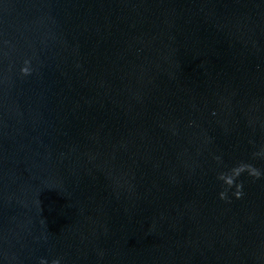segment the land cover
Here are the masks:
<instances>
[{
	"label": "water",
	"instance_id": "95a60500",
	"mask_svg": "<svg viewBox=\"0 0 264 264\" xmlns=\"http://www.w3.org/2000/svg\"><path fill=\"white\" fill-rule=\"evenodd\" d=\"M54 262L264 264V0H0V264Z\"/></svg>",
	"mask_w": 264,
	"mask_h": 264
},
{
	"label": "clouds",
	"instance_id": "9594fccd",
	"mask_svg": "<svg viewBox=\"0 0 264 264\" xmlns=\"http://www.w3.org/2000/svg\"><path fill=\"white\" fill-rule=\"evenodd\" d=\"M24 71L27 73V69H24ZM243 170H244L243 168L236 169V170H235L236 175L238 176V175L240 174V172L243 171ZM252 174H253V175H256L257 177H259V173L256 172L255 170H253ZM220 178H221V179H225V177H224L223 175H222ZM226 183L231 187V186L234 185L235 181H234L233 178L228 177V178L226 179ZM237 188H238V190H237V192L235 193V195H236L237 198H241L242 195H243V193H242V191H241V189L243 188V185L240 184V185L237 186ZM220 195H221V198H222V199H225V198L227 197V193H226V192H222ZM54 264H58V262H54Z\"/></svg>",
	"mask_w": 264,
	"mask_h": 264
}]
</instances>
